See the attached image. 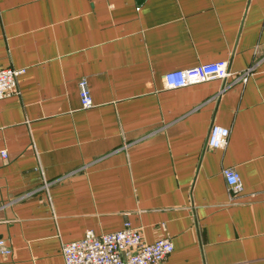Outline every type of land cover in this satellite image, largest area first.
I'll list each match as a JSON object with an SVG mask.
<instances>
[{
  "label": "crops",
  "instance_id": "crops-1",
  "mask_svg": "<svg viewBox=\"0 0 264 264\" xmlns=\"http://www.w3.org/2000/svg\"><path fill=\"white\" fill-rule=\"evenodd\" d=\"M221 60L256 69L165 86ZM0 67L25 70L0 100V264H65L62 243L126 222L173 241L161 264H264V0H0Z\"/></svg>",
  "mask_w": 264,
  "mask_h": 264
},
{
  "label": "built area",
  "instance_id": "built-area-1",
  "mask_svg": "<svg viewBox=\"0 0 264 264\" xmlns=\"http://www.w3.org/2000/svg\"><path fill=\"white\" fill-rule=\"evenodd\" d=\"M256 65L240 72H233L228 61L221 60L210 64H201L189 68L171 70L164 75L167 88H182L212 79H222L229 84L247 82L255 72ZM24 69L0 67V100L18 94V78ZM80 96L83 108L94 106L93 98L86 80L80 81ZM230 130L213 125L208 138L212 148H224L228 144ZM3 159L8 157L6 150H0ZM223 176L229 190L238 195L243 191L240 173L233 167L223 169ZM50 183L44 181L48 190ZM65 264H161L174 251V243L168 237L147 242L141 230L126 222L123 229L116 232L95 234L88 231L76 241L62 243ZM13 249L9 241L0 238V262L11 256Z\"/></svg>",
  "mask_w": 264,
  "mask_h": 264
}]
</instances>
